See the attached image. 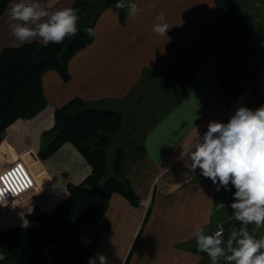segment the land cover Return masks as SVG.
Segmentation results:
<instances>
[{
	"label": "crops",
	"instance_id": "1",
	"mask_svg": "<svg viewBox=\"0 0 264 264\" xmlns=\"http://www.w3.org/2000/svg\"><path fill=\"white\" fill-rule=\"evenodd\" d=\"M14 2L17 0H10L0 13V50L18 45L8 24V11ZM41 2L45 8L54 10L71 7L74 0ZM132 2L142 9L132 18L126 13L121 19L110 6L99 11L91 41L68 59L67 80L54 69L43 72L41 87L46 107L34 117L17 119L6 127L0 155H18L29 149L25 160L30 170L33 174L40 172L35 175L37 178L43 169L48 179L35 193L26 213L33 205L43 211L52 210L66 197L67 183L81 181L90 172V166L69 142L48 158H38L41 132L52 126L54 109L73 97L97 104L111 103L105 108L118 110L123 118L119 138L126 135L140 140L138 149L130 147L138 151L127 173L140 202L134 206L126 197L113 192L104 212L109 226L103 231L89 229L92 233L87 238L84 235L85 250L91 257L97 253L104 255L107 264H201L206 255L197 251L193 232L203 228L206 234H212L217 221L228 210L232 189L230 184V191L217 192V186L204 178L199 169L193 174L190 153L211 121L226 123L240 106L255 110L264 105V19L242 26L251 45L246 64L249 69L258 66V79L254 94L239 100L238 80L226 60L224 47L219 48L210 40L204 47L199 38V29L207 21L217 19L215 0ZM161 12L170 26L165 37L152 31L155 17ZM169 60H175L171 67L159 71ZM181 60L184 62L178 64ZM156 71L161 73L156 74L158 77L174 72L175 81L167 90L172 91V96L167 101L168 95L161 98L165 92L162 83L144 80L146 74ZM141 84L146 86L142 94L132 96L121 106L115 105L127 100L133 90L137 92L136 87ZM156 106L158 110L153 113ZM138 121L142 125L135 130ZM113 141L114 149L119 146L127 150L119 145L118 137ZM220 202L225 208L215 212ZM209 211L215 214L209 216ZM24 214L4 213L0 217V230L35 226V221ZM96 262L100 264L98 259Z\"/></svg>",
	"mask_w": 264,
	"mask_h": 264
},
{
	"label": "trees",
	"instance_id": "2",
	"mask_svg": "<svg viewBox=\"0 0 264 264\" xmlns=\"http://www.w3.org/2000/svg\"><path fill=\"white\" fill-rule=\"evenodd\" d=\"M9 1L0 0V13ZM215 2L216 21H221V29L226 30L217 38L225 39L242 32L234 29L236 24L245 27L253 22L237 9L235 0ZM116 3L117 0H74L71 7L78 10L77 35L67 37L60 44L44 46L34 41L0 50V142L7 126L17 119H30L46 107L41 87L44 71L54 69L63 80L69 78L68 59L91 41L92 36L86 29L92 28L99 11L110 6L124 18L126 10L116 9ZM203 26L199 29L200 37ZM224 54L228 63L237 69L226 49ZM121 125V112L80 97H73L54 109L53 124L41 135L47 141L40 145L38 158H48L63 143L69 142L89 164L90 172L77 184L67 183L66 197L51 211L35 205L25 214L38 225L0 230V264H88L91 256L83 246L81 224L87 222L98 230L107 229L109 224L104 220V212L113 192L123 195L134 206L140 202L125 176L126 151L116 148L111 170L108 168L107 149ZM239 227L240 223L237 230Z\"/></svg>",
	"mask_w": 264,
	"mask_h": 264
},
{
	"label": "clouds",
	"instance_id": "3",
	"mask_svg": "<svg viewBox=\"0 0 264 264\" xmlns=\"http://www.w3.org/2000/svg\"><path fill=\"white\" fill-rule=\"evenodd\" d=\"M115 8L126 10L130 18L142 11L132 0H117ZM78 19L77 9L50 10L41 0H17L8 11L9 29L18 45L34 41L44 46L60 44L67 37L77 35ZM169 28L166 15L161 12L155 17L152 31L165 37ZM86 31L94 35L92 28ZM190 159L192 173L199 169L204 178L217 186V192L230 191V184L235 188L231 209L235 220L240 222L239 229L231 231L226 244L221 225L212 234H206L203 228L196 229L193 236L197 251L206 253L211 264H219L221 258L226 264H264V236L257 238L248 227L254 224L257 230L264 228V105L255 110L240 106L226 123L211 121L196 142ZM223 208L225 205L220 202L215 212ZM97 259L100 264H107V258L99 253L90 257L88 264H96Z\"/></svg>",
	"mask_w": 264,
	"mask_h": 264
},
{
	"label": "rangeland",
	"instance_id": "4",
	"mask_svg": "<svg viewBox=\"0 0 264 264\" xmlns=\"http://www.w3.org/2000/svg\"><path fill=\"white\" fill-rule=\"evenodd\" d=\"M248 17V16H247ZM249 18H251L252 19V21L253 22H255V21H259V20H261V19H264V16H262L261 17V19H255V18H253V17H249ZM213 26H215V27H213ZM223 27V25H221V21H216V20H209V21H207L206 23H205V26H203V36H201L200 37V35H199V38L202 40V43L204 44V45H207V43L209 44V40L211 41H215V43L217 44V46L219 47V48H222V46L224 47V50L226 49V51H227V53H228V56L233 60V61H235L236 62V64L238 65V67H237V69L236 68H234V70H235V73H236V80H238V82H237V87L239 88V91H238V93L236 94L237 96H240L241 95V93H243L242 92V89L244 88V85L243 84H241V80H243L244 78H246V77H248L251 81H250V83H253V85L254 86H256V84H257V74H258V66H256L254 69H249L248 67H247V64H246V59H247V55H248V50L249 49H251V45L248 43V41H247V38H246V36H245V33L243 32L244 31V29H242V26H241V24H236L235 25V27H234V29H236V30H240V29H242L243 31L242 32H239V33H233V34H231V35H229L227 38H225V39H219V38H217V37H221L222 35H224L225 33H226V30H222L221 28ZM238 34L239 35H241L242 36V38H243V45L241 44V46H239L238 47V53H239V60H236V58H234V57H231L230 56V49H231V47H233L235 44H233V42H232V40H233V38H234V36L235 35H237L238 36ZM215 38H217V39H215ZM194 51V50H193ZM206 53H207V50H206ZM175 60H169V61H166L161 67H160V69H159V71L161 70V69H163V71H164V69L166 68H168V67H171V65H172V63L174 62ZM180 63H178V64H182L184 61L183 60H181V61H179ZM258 65V64H257ZM159 71H156V72H154V73H152L151 75H149V74H146L145 75V78H144V80H145V82H150V83H152V84H155V83H162L163 85H164V87H165V92H163V94H162V96H161V98H166V95H168L167 96V99H166V101L168 100V97L170 96H172L171 95V93L170 92H172L171 90H169V91H167L168 90V87L170 86L169 84H171V83H173V81H175L174 79H175V77L172 75L174 72H171V73H169L168 74V72L166 73V74H163V75H161V76H157L156 74L159 72ZM158 74H161V73H158ZM235 80V81H236ZM178 81V79L176 80V82ZM234 83V82H233ZM146 86H142V84L141 85H138L137 87H136V90H137V92L136 91H132V93H130V95L127 97L128 99L127 100H122V101H120V102H118V103H115V105L116 106H121V105H123L124 103H127V101L128 100H130L131 98H132V96H134V97H136V96H139L140 94H142L144 91H145V88ZM170 89H171V86H170ZM142 92V93H141ZM140 98V97H139ZM160 98V99H161ZM113 103V102H112ZM161 103L163 104V102L161 101ZM105 105V106H104ZM110 105H112L111 103H109V102H101L100 104H98V106H100V107H106V106H110ZM154 106H155V104H154ZM163 107V105L160 107L161 108V110L163 109L162 108ZM108 108V107H107ZM156 110H158L157 109V106L156 107H154V109H153V113H155L156 112ZM118 111V110H117ZM127 117V115H125V118ZM147 118V117H146ZM123 119V118H122ZM137 123V125H134V129L136 130H139L140 129V126L142 125L141 124V122L140 121H138V122H136ZM141 124V125H140ZM49 128H51V127H49ZM48 128V129H49ZM48 129H45V130H43V131H46V130H48ZM42 131V132H43ZM122 131H123V125H121V128H120V130L118 131V133L114 136V138H113V140L115 139V138H117L118 137V140H119V145H124V148H127V150H124V151H126V156H127V158H126V161H125V163H126V167H125V170L127 171V173H128V170H130V168H131V166H132V163H133V161L135 160V158H137V156H136V152L138 151H136L135 149H132V148H130V147H134V148H136V149H138V147L140 146V140H138V139H136V141L134 140V139H131V138H129V137H127L126 135H124L123 136V138H119V136L118 135H120V134H122ZM42 132H41V134H40V145L43 143V142H46L47 141V138L46 139H41V135H42ZM112 140V141H113ZM116 144V142L115 141H113V142H111V144H110V146L108 147V149H107V159H108V164H109V171L111 170V163H112V161H113V158H114V155H115V145ZM139 145V146H138ZM119 147V146H118ZM29 149H27V150H25V151H22V152H19L18 153V155H7V154H2V155H0V191L3 189V187L6 185L5 184V182L2 180V178H1V175L4 177V174H9V170H12V169H14V167L16 168L17 167V165H18V163L19 164H21L22 166H23V168L25 167V170H26V172L28 173V175H29V178H30V180H32V187H31V189H29V190H26V191H24V196L23 197H21V198H17V200H16V202L14 203V204H12L11 206H10V208H8V209H4V210H2L1 208H0V217H1V215H3L4 213H6V212H8V211H10V212H15V213H25V214H27L26 213V211L27 210H29V208H30V203L32 202V200H34L33 198H34V195H35V193L37 192V190L41 187V186H43V184H46L45 183V180H47L48 179V177H47V175L45 174V170H43L42 169V174L41 175H39L37 178L35 177V175L36 174H38V173H40V172H38V173H32V171L30 170V165H28V162L25 160V155H26V152L28 151ZM136 151V152H135ZM125 174V176H127V178H128V174ZM89 174V173H88ZM87 174V175H88ZM86 175V176H87ZM37 176V175H36ZM85 176V177H86ZM84 177V178H85ZM83 178V179H84ZM82 179V180H83ZM81 180V181H82ZM81 181H79V182H81ZM78 182V183H79ZM71 183V182H70ZM74 184H77V183H74ZM131 185V184H130ZM231 189H232V192H231V194H230V196H229V198H228V201L229 200H231V198H233L232 197V194L235 192V190L233 189V187L231 186ZM3 192V191H2ZM67 192V191H66ZM67 195V194H66ZM2 198H4V197H2V196H0V200L2 199ZM62 201V200H61ZM60 201V202H61ZM59 202V203H60ZM58 203V204H59ZM34 206V205H33ZM32 206V207H33ZM55 208V207H54ZM32 209V208H31ZM227 209H229V207H228V205H227ZM31 211V210H30ZM49 211H51V210H49ZM29 213V212H28ZM25 214H24V216H25ZM32 220V219H31ZM34 221V220H33ZM35 226L36 225H38L37 224V222L35 221ZM231 223L233 224V226L235 227V229L237 230V226H238V224L240 223V222H238V221H236L235 220V218L233 219V221H231ZM86 225H88L89 227L86 229L85 228V226ZM21 226V225H20ZM14 227H16V226H14ZM249 227V231H250V233L251 232H255V234H256V236H257V238H259L260 236H264V228H260L259 230H257L256 229V227H255V225L253 224V225H249L248 226ZM10 228H12V227H10ZM92 228H95V229H97L96 227H94V226H92L91 224H89V223H82L81 224V226H80V229H81V233L83 234V237H84V235H85V238H87V235H89V234H91L92 233V230H89V229H92ZM1 230H3V229H1ZM98 230V229H97ZM99 231H103V230H99ZM230 236H228V235H225L224 236V240H225V244H226V241H227V239L229 238ZM84 242H85V240H84ZM84 242H83V246H84ZM86 252H88L89 253V251L88 250H86ZM205 258H204V261H203V263H201V264H211V260H210V258L208 257V255L205 253ZM219 264H226V262L224 261V259L223 258H221V260L219 261Z\"/></svg>",
	"mask_w": 264,
	"mask_h": 264
},
{
	"label": "built area",
	"instance_id": "5",
	"mask_svg": "<svg viewBox=\"0 0 264 264\" xmlns=\"http://www.w3.org/2000/svg\"><path fill=\"white\" fill-rule=\"evenodd\" d=\"M237 9L244 13L248 17H253L255 19H261L264 16V0H235ZM243 38L238 34L234 36L232 42L235 44L230 49V56L239 60L238 47L243 45ZM248 77L241 80V84L244 85L240 96H237L239 100H246L248 97L252 96L255 92L256 86L253 83H250ZM2 180L5 182V186L0 191V196L4 197L0 200V208L2 210L10 208L14 204L17 198L24 196V191L31 189L32 180H30L28 173L25 170V167L18 163L17 167L12 170H9V174H4V177L1 175ZM235 190V188L233 187ZM3 191V192H2ZM232 199L228 201L229 209L224 213L223 217L217 221L213 232L217 230V226L221 225L224 229V236H230V233L235 227L231 223L234 219V214L231 209ZM212 232V233H213Z\"/></svg>",
	"mask_w": 264,
	"mask_h": 264
}]
</instances>
